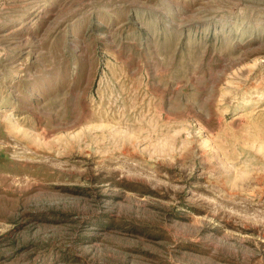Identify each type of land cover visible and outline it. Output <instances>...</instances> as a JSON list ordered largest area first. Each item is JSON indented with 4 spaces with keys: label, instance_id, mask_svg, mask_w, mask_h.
<instances>
[{
    "label": "rangeland",
    "instance_id": "rangeland-1",
    "mask_svg": "<svg viewBox=\"0 0 264 264\" xmlns=\"http://www.w3.org/2000/svg\"><path fill=\"white\" fill-rule=\"evenodd\" d=\"M0 264H264V0H0Z\"/></svg>",
    "mask_w": 264,
    "mask_h": 264
}]
</instances>
